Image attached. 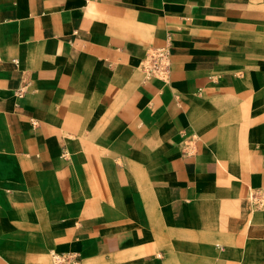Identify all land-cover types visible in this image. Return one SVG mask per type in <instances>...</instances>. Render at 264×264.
Returning <instances> with one entry per match:
<instances>
[{"label":"crops","instance_id":"1","mask_svg":"<svg viewBox=\"0 0 264 264\" xmlns=\"http://www.w3.org/2000/svg\"><path fill=\"white\" fill-rule=\"evenodd\" d=\"M257 193L264 0H0V264H264Z\"/></svg>","mask_w":264,"mask_h":264},{"label":"built area","instance_id":"2","mask_svg":"<svg viewBox=\"0 0 264 264\" xmlns=\"http://www.w3.org/2000/svg\"><path fill=\"white\" fill-rule=\"evenodd\" d=\"M167 50L164 48L152 49L141 66L146 78H165L168 73ZM252 204L257 207L264 205V194H251ZM52 264H78L79 258L75 253H52Z\"/></svg>","mask_w":264,"mask_h":264},{"label":"rangeland","instance_id":"3","mask_svg":"<svg viewBox=\"0 0 264 264\" xmlns=\"http://www.w3.org/2000/svg\"><path fill=\"white\" fill-rule=\"evenodd\" d=\"M247 200H248L250 203L252 202V200H251L249 194H248ZM252 207H253V206H252ZM262 207H264V205H263ZM262 207H261V208H262ZM253 208H254V207H253Z\"/></svg>","mask_w":264,"mask_h":264}]
</instances>
